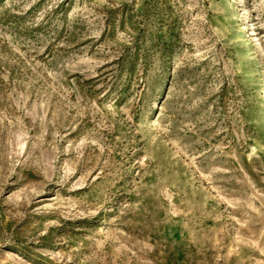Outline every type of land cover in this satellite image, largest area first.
<instances>
[{
	"label": "rangeland",
	"instance_id": "374dc122",
	"mask_svg": "<svg viewBox=\"0 0 264 264\" xmlns=\"http://www.w3.org/2000/svg\"><path fill=\"white\" fill-rule=\"evenodd\" d=\"M0 264H264V0H0Z\"/></svg>",
	"mask_w": 264,
	"mask_h": 264
}]
</instances>
